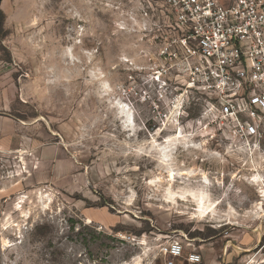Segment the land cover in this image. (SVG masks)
Instances as JSON below:
<instances>
[{
  "label": "rangeland",
  "instance_id": "rangeland-1",
  "mask_svg": "<svg viewBox=\"0 0 264 264\" xmlns=\"http://www.w3.org/2000/svg\"><path fill=\"white\" fill-rule=\"evenodd\" d=\"M160 1L0 0V264H264V127L162 126Z\"/></svg>",
  "mask_w": 264,
  "mask_h": 264
},
{
  "label": "built area",
  "instance_id": "built-area-1",
  "mask_svg": "<svg viewBox=\"0 0 264 264\" xmlns=\"http://www.w3.org/2000/svg\"><path fill=\"white\" fill-rule=\"evenodd\" d=\"M148 20L157 17L160 32L150 75L158 84L159 98L168 119L177 125L194 104L197 120L186 124L210 127L215 144H234L223 157L252 159L255 139L264 127V0H161L157 9L148 2ZM183 243L166 242L164 264H176ZM191 252L180 264H198Z\"/></svg>",
  "mask_w": 264,
  "mask_h": 264
},
{
  "label": "bare ground",
  "instance_id": "bare-ground-1",
  "mask_svg": "<svg viewBox=\"0 0 264 264\" xmlns=\"http://www.w3.org/2000/svg\"><path fill=\"white\" fill-rule=\"evenodd\" d=\"M128 116H129V117H128V119H130L131 115H130V114H128Z\"/></svg>",
  "mask_w": 264,
  "mask_h": 264
},
{
  "label": "water",
  "instance_id": "water-1",
  "mask_svg": "<svg viewBox=\"0 0 264 264\" xmlns=\"http://www.w3.org/2000/svg\"><path fill=\"white\" fill-rule=\"evenodd\" d=\"M184 264H187V262H184Z\"/></svg>",
  "mask_w": 264,
  "mask_h": 264
},
{
  "label": "crops",
  "instance_id": "crops-1",
  "mask_svg": "<svg viewBox=\"0 0 264 264\" xmlns=\"http://www.w3.org/2000/svg\"><path fill=\"white\" fill-rule=\"evenodd\" d=\"M224 1H226V0H224Z\"/></svg>",
  "mask_w": 264,
  "mask_h": 264
}]
</instances>
